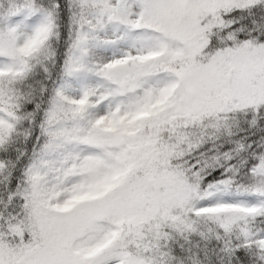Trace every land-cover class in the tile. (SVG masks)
Returning a JSON list of instances; mask_svg holds the SVG:
<instances>
[{
  "label": "snow or ice",
  "instance_id": "6c2138e0",
  "mask_svg": "<svg viewBox=\"0 0 264 264\" xmlns=\"http://www.w3.org/2000/svg\"><path fill=\"white\" fill-rule=\"evenodd\" d=\"M0 264H264V0H0Z\"/></svg>",
  "mask_w": 264,
  "mask_h": 264
}]
</instances>
